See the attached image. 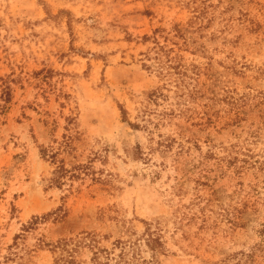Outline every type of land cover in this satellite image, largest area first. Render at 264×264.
<instances>
[{"label":"rangeland","instance_id":"obj_1","mask_svg":"<svg viewBox=\"0 0 264 264\" xmlns=\"http://www.w3.org/2000/svg\"><path fill=\"white\" fill-rule=\"evenodd\" d=\"M44 147L79 176L53 184ZM118 241L264 264V0H0V264Z\"/></svg>","mask_w":264,"mask_h":264},{"label":"trees","instance_id":"obj_2","mask_svg":"<svg viewBox=\"0 0 264 264\" xmlns=\"http://www.w3.org/2000/svg\"><path fill=\"white\" fill-rule=\"evenodd\" d=\"M164 46H159L158 49H164ZM167 55L170 53L171 50H167L165 49ZM149 56V55H147ZM150 57V56H149ZM163 62L160 63V66L156 69L158 74L161 75L162 77H164L166 79V77L171 76V69L174 68V65L170 66L167 65V67H165ZM148 68L151 67V65L145 64ZM177 67V66H176ZM152 68V67H151ZM180 72V71H179ZM165 84H167V82H165ZM179 86V85H177ZM9 89L10 86L7 85V89H5V95H4V102L7 103L9 102L10 98L8 96L9 94ZM152 93V97L151 99H157V93L162 94V92H158L156 90H154ZM4 103V104H5ZM2 105V107H4L5 105ZM134 126H143L145 128H149L148 125V119H145V122L143 123V125H141L140 123H133ZM151 131V129H149ZM152 132V131H151ZM70 146V143L67 141L64 144L65 148H68ZM60 149V148H59ZM60 152L59 151H55L54 148H46L44 147L42 149V154L45 157H49L52 159V162L56 163V161L61 162L58 165V168L55 169V174L54 176L51 178V182L55 185H61L63 184L67 179H73L79 176V174L76 172V170H71L68 169L63 160L59 161L58 159V154ZM148 242L149 244H153V246H155L154 244H156L157 242H159V240L153 237V233L151 231V229L148 230ZM95 240L93 239L92 242V238L90 239V242L88 243L89 245H95ZM115 248L119 249V252H115L114 250L111 249H107V248H98L97 250L94 251V255L92 257V264H146V260H142L140 261H135L132 258L128 257V252H127V247L126 244L123 241H118L115 244Z\"/></svg>","mask_w":264,"mask_h":264}]
</instances>
